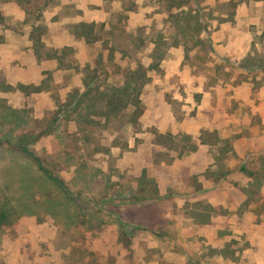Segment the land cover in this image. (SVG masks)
Here are the masks:
<instances>
[{
    "label": "rangeland",
    "instance_id": "rangeland-1",
    "mask_svg": "<svg viewBox=\"0 0 264 264\" xmlns=\"http://www.w3.org/2000/svg\"><path fill=\"white\" fill-rule=\"evenodd\" d=\"M36 2L29 9L0 0V82L47 80L50 89L0 94L30 120L81 89L87 62L106 60V48L75 33L79 23L116 24L120 49L134 48L132 56L115 53L111 72L147 66L155 41L166 53L143 91L137 127L122 120L85 137L69 124L37 141L0 128V140L28 149L0 146V264H188L187 256L194 264H264V185L240 170L264 172V1L236 9L230 0ZM181 11L202 28L182 35L171 17ZM35 25L47 46L73 48L70 67L37 58ZM204 132L229 142L202 144ZM227 244L233 258L212 251Z\"/></svg>",
    "mask_w": 264,
    "mask_h": 264
},
{
    "label": "trees",
    "instance_id": "trees-1",
    "mask_svg": "<svg viewBox=\"0 0 264 264\" xmlns=\"http://www.w3.org/2000/svg\"><path fill=\"white\" fill-rule=\"evenodd\" d=\"M37 0H1L2 3L17 2L26 8L31 9L37 5ZM248 0H230V4L234 9L240 3ZM264 1V0H260ZM181 8V7H179ZM30 13V12H29ZM172 15V14H171ZM235 12L231 17H234ZM175 17L178 30L183 34H186L189 30L194 28H202L201 22H195L192 24L194 16L190 13L181 11L172 15ZM5 21L3 13L0 10V24ZM108 23H79L76 27V34L78 37L83 38L89 45L100 44L108 50L106 60L100 54L98 59L94 62H87L80 70L82 87L75 88L70 91L64 101L57 102V108L48 112L42 119L30 120L29 113L26 108H14L7 104L5 98L0 97V128L7 134H14L15 138L21 139L28 135L34 136V140L37 141L42 137L54 135L62 126H69V124H75L78 130L86 132L85 137H89V129L103 125H111L116 122L124 120L129 125L137 127L140 124V119L144 115L145 105L142 100V94L146 86L152 81V73L161 71V63L165 58L163 50L159 49V44L155 41V46L151 49L149 55V63L144 66L142 63L137 62L133 68L121 70L120 66H116L114 72L107 69V62H114V55L116 52H120L122 57L132 56L134 48H121L119 47L118 36H115L114 27L116 24L110 23V29L106 30ZM42 26H34L32 32H30V39L34 42V51L39 60H55L58 63L60 69L70 67L72 60L68 59L74 55L73 48L66 46L61 49L49 47L42 40L41 35ZM112 44V45H110ZM133 44V42L131 43ZM176 45H179L178 43ZM47 80H44L40 85H25L17 84L13 86L0 82V94L12 93L19 91L25 94L27 97L32 94L42 93L49 91L46 86ZM37 127V130H30L29 126ZM31 127V126H30ZM171 139L170 136L167 138ZM214 137L215 140H211ZM117 140V138H116ZM113 142L114 147H119ZM202 144H217L219 141L229 142L228 139L222 140L217 137V133L204 132L200 137ZM13 138H6L0 140V146L6 145L12 149H17L28 153L26 146L21 144H12ZM224 147V146H223ZM100 147L97 146V150L100 151ZM105 149V148H102ZM38 162L40 160L37 159ZM41 166V165H40ZM42 169H44L41 166ZM240 170L248 174V176L260 184V187L264 185V172L253 171L241 166ZM52 180L58 183L63 190L67 193L68 188L65 187L64 182L53 177L50 172L44 169ZM226 175V173H225ZM222 174L219 176L217 183L225 178ZM70 200L73 201L71 198ZM216 253V256L221 258H233L235 256V250L231 249L227 244L223 249L212 250ZM188 264H194L192 258L187 256ZM197 264V263H195Z\"/></svg>",
    "mask_w": 264,
    "mask_h": 264
}]
</instances>
